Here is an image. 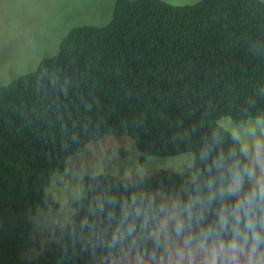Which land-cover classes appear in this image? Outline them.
Segmentation results:
<instances>
[{
    "label": "trees",
    "instance_id": "obj_1",
    "mask_svg": "<svg viewBox=\"0 0 264 264\" xmlns=\"http://www.w3.org/2000/svg\"><path fill=\"white\" fill-rule=\"evenodd\" d=\"M262 89L264 0H118L106 25L73 28L55 56L0 86V264H120L128 242L109 247L120 202L179 195L192 170L83 176L68 223L43 247L31 233L53 177L106 137L134 142L142 164L198 156L219 118L264 111Z\"/></svg>",
    "mask_w": 264,
    "mask_h": 264
},
{
    "label": "clouds",
    "instance_id": "obj_2",
    "mask_svg": "<svg viewBox=\"0 0 264 264\" xmlns=\"http://www.w3.org/2000/svg\"><path fill=\"white\" fill-rule=\"evenodd\" d=\"M188 167L181 194L120 202L109 247L127 241L136 264H264V111L219 118ZM141 239L151 240L150 252L137 251Z\"/></svg>",
    "mask_w": 264,
    "mask_h": 264
},
{
    "label": "rangeland",
    "instance_id": "obj_3",
    "mask_svg": "<svg viewBox=\"0 0 264 264\" xmlns=\"http://www.w3.org/2000/svg\"><path fill=\"white\" fill-rule=\"evenodd\" d=\"M118 0H0V86L37 70L40 63L55 56L62 40L78 26H103L112 19ZM174 6L200 0H163ZM227 118V117H226ZM225 118V119H226ZM123 148L127 156L116 151ZM134 142L106 137L68 160L67 170L55 175L47 189V203L38 211L31 240L46 247L56 230L68 223L72 203L84 193L81 178L101 173L118 177L149 176L160 170L189 171L193 154L149 157L142 164ZM161 199L165 193L154 192ZM77 198V199H76ZM57 205V207H56ZM35 250L26 256L33 258ZM125 249L120 264H136ZM147 264V262H145Z\"/></svg>",
    "mask_w": 264,
    "mask_h": 264
}]
</instances>
